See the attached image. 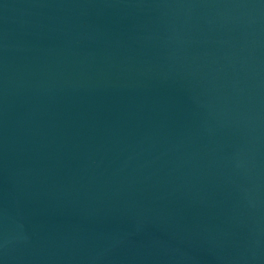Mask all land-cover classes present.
I'll return each instance as SVG.
<instances>
[{"label":"water","instance_id":"1","mask_svg":"<svg viewBox=\"0 0 264 264\" xmlns=\"http://www.w3.org/2000/svg\"><path fill=\"white\" fill-rule=\"evenodd\" d=\"M0 264H264V0H0Z\"/></svg>","mask_w":264,"mask_h":264}]
</instances>
